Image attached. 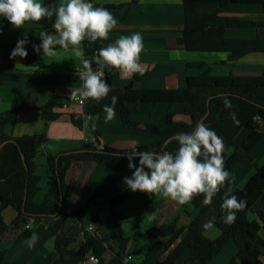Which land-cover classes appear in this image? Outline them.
<instances>
[{
	"label": "trees",
	"instance_id": "obj_1",
	"mask_svg": "<svg viewBox=\"0 0 264 264\" xmlns=\"http://www.w3.org/2000/svg\"><path fill=\"white\" fill-rule=\"evenodd\" d=\"M139 0H133V3ZM59 0H43L49 6H56ZM94 7H103L109 11L120 8L121 5L100 4L91 0ZM184 5L185 27L178 43L184 45L189 51L204 52H229L231 61H238L250 53H264V21L246 20L240 17L221 15V7L227 4L261 5L264 12V0H182ZM205 4H218L219 9L214 12L204 11ZM52 19L28 21L43 26L42 31L53 33ZM0 23H9L0 18ZM253 28L256 31L254 39H230L226 37L228 29ZM39 34L35 41L28 42L25 47L28 55L10 59V53L17 42L1 40L0 51V85L7 81H14L25 76L18 70V65L34 67L42 70L47 66L38 61V54L33 51V45L40 44ZM112 43L110 39L95 42L83 41V60H88L95 70V58L101 47ZM59 50V49H58ZM189 66L203 69L205 63H190ZM83 68V66H82ZM119 68L105 71L103 79L110 85L107 97L99 102L91 98L83 100V113L79 117L71 115L73 124L82 129L84 119L95 117L104 120L102 107L110 104L113 95L118 97L115 106L116 115L126 127L138 128L139 125L131 119V115L140 103H168L170 108L165 112L159 123H147L144 131L155 133L160 137L159 145L139 146L131 149H116L108 144L100 149L102 130L95 126L92 134L96 143H85L82 147L61 152L46 157L47 190L41 202L36 197L41 192V176L37 173V157L40 153L38 138L35 136L11 137L6 134L4 119L9 114L27 113L37 111L44 121L58 120L62 113L57 111L64 106L60 98L53 95L50 100L41 105L28 98L21 104L3 115L0 124V240L9 230V225L4 220V212L12 208L16 217L11 223L12 228H19L30 222H38L43 218L53 219L49 227L50 236L54 238L56 258L53 264H80L86 261L91 254L99 258L100 264H125L124 257L128 255L127 248L131 239L140 240L143 235L149 245L144 253L136 255L142 257L141 264H209L229 242L237 247V254L227 264H264V165L257 167L256 173L242 189L236 188L229 180L213 197L210 205H203V194L195 196L192 205L196 215L186 225H180L179 218L169 223H163L145 230L144 233L136 232L132 238L125 235L122 221L125 216L118 212L113 204V186L116 177L128 168V157L133 149L153 150L157 152H175L178 143L174 137L178 133H190L198 122H203L213 129L218 136L223 137L224 151L222 153L225 167L229 173L246 157L262 139L259 121H264V103L256 99L259 91L264 90V71L260 75H213L210 70H205L198 75L189 76L187 85L179 89H136L135 82L150 75V73L137 72L131 81L122 88H116L113 75ZM224 97L231 102V108L226 109ZM71 101V99H66ZM184 105V114L191 119L190 123L179 122L174 119L172 105ZM236 114L239 125H235L229 115ZM244 129L250 130L246 140L237 144L236 136ZM233 152L229 154L230 149ZM24 155V159H23ZM96 162L108 167V174L99 183L89 200L82 206L68 212L67 202L72 196L73 189L67 181L68 171L76 162ZM138 166V158L134 159ZM231 194L238 199L246 201V207L237 213L236 221L227 225L221 220L224 210L221 208L222 199L228 188ZM146 208L149 205V194L145 193ZM105 199L110 205L114 220L112 235L118 242V250L114 251L109 243V238L99 236L98 230L102 227V219L98 213L91 217L95 233L90 234L84 230L85 242L76 247L75 238L70 236L74 227L82 221L92 209L99 208V200ZM250 214L254 217L250 218ZM215 217L214 227L221 231L217 239H210L205 235L202 225ZM33 230L26 229L19 241L31 237ZM170 236L163 242L162 237ZM179 241V242H178ZM113 251L114 255L106 261L105 255ZM189 252L188 258L179 263L184 253ZM0 264L5 262L4 251L0 247ZM129 264H136L133 261Z\"/></svg>",
	"mask_w": 264,
	"mask_h": 264
},
{
	"label": "crops",
	"instance_id": "obj_2",
	"mask_svg": "<svg viewBox=\"0 0 264 264\" xmlns=\"http://www.w3.org/2000/svg\"><path fill=\"white\" fill-rule=\"evenodd\" d=\"M100 4L121 5L120 8L111 10L117 23L109 32L108 39L112 43L121 36H131L139 33L143 40V50L139 56L140 71L150 73L135 82L136 89H179L187 85L189 76L198 75L205 70H210L213 75H260L264 71V53H250L238 61H231L229 52H204L189 51L184 45L178 43L185 27L184 5L182 0H94ZM202 9L214 12L219 9L218 4H205ZM221 15L240 17L246 20L264 21V12L261 5L227 4L221 7ZM43 26L36 23H24L20 28L10 23H0V42L7 40L17 42L27 39L28 42L36 40ZM54 33V32H53ZM226 37L230 39H254L256 31L253 28L228 29ZM82 56L75 57L71 51L58 50L56 57L43 56L42 51L38 54V61L47 67L39 70L34 67L18 65V70L25 74L22 78L7 81L0 85V124L5 112L17 108L23 99L36 101L41 105L46 104L55 95L64 103L57 111L62 116L52 122L44 121L40 112L9 114L4 119L5 131L8 136L22 137L35 136L38 138L40 155L37 157V173L41 176V192L36 197L38 202L44 198L47 190L46 157L61 152L82 147L85 143H96L93 137V127L98 126L102 130V140L116 149H131L139 146L155 147L160 143V137L155 133L145 132L143 129L149 123H159L170 108L168 103H140L131 115V119L139 127H126L119 118L110 121H101L95 117L84 119L82 129L76 127L71 119L75 114L79 117L83 113V107L77 102L79 89L83 81L79 79V72L83 66V41L80 45ZM2 59L0 51V60ZM203 62V69L189 66L190 63ZM133 77L118 69L114 72L113 83L116 88L127 85ZM262 96V97H261ZM66 99H71L69 104ZM259 102L264 103V90L256 96ZM66 104V105H65ZM174 119L179 122L190 123L191 119L184 114V105L177 103L172 105ZM262 139L250 152V157L244 158L230 173L229 180L233 185L242 189L256 173L257 167L264 165V121H259ZM251 131L244 129L235 138L237 144L243 143ZM135 142V143H133ZM233 152L230 149L229 154ZM109 169L104 164L96 162H76L68 171L67 181L73 192L67 202L68 212L84 205L97 189L99 183L108 174ZM132 170L127 169L120 173L113 186V204L115 209L123 213L125 218L122 227L126 234L129 229L133 237L136 232L144 233L146 229L169 223L179 218L180 225H186L196 215L192 201L181 205L159 195L149 194V205L146 208L145 193L131 192L126 188L123 181L125 177H131ZM98 213L102 219V227L98 230L99 236L110 237V245L114 251L118 250V242L112 235L114 220L111 215L110 205L107 200H99V208L92 209L88 215L80 221L70 233L75 238L74 246L84 244V230L90 234L96 231L89 230L91 217ZM16 217L12 208L4 212L5 222L11 223ZM254 217L252 216V219ZM107 219V220H106ZM51 218H43L38 222H30L19 228L11 229L0 240V247L5 254V262L9 264H53L56 258L54 238L50 236L49 227L53 223ZM107 222V227L105 224ZM79 228V229H78ZM33 230L35 240L29 244V238L19 241V236L26 230ZM205 235L214 240L221 235V231L213 227L205 230ZM31 236V237H32ZM264 237V235H262ZM170 236L162 237L163 242L168 241ZM136 240L131 239L127 253L134 255L144 253L149 245L147 238L138 240L140 248L135 252L129 248ZM179 242V241H178ZM237 254V247L229 242L225 248L209 264H227ZM264 254V252H263ZM114 255L108 251L105 255L109 261ZM189 252L183 254L180 261H185ZM264 261V255L262 257ZM182 263V262H181ZM80 264H86L85 262ZM238 264H243L238 262Z\"/></svg>",
	"mask_w": 264,
	"mask_h": 264
},
{
	"label": "clouds",
	"instance_id": "obj_3",
	"mask_svg": "<svg viewBox=\"0 0 264 264\" xmlns=\"http://www.w3.org/2000/svg\"><path fill=\"white\" fill-rule=\"evenodd\" d=\"M54 33L41 31L40 44L33 45V51L43 56L56 57L58 49L71 51L75 57H81V42L107 40L109 32L117 21L112 13L103 7H94L91 0H59L56 6H49L43 0H0V18L6 19L12 26L20 28L25 22L52 19ZM27 39H20L10 53V59H23L28 55L25 45ZM143 50V40L139 33L121 36L115 43L101 47L95 58L96 69L88 60H83L79 79L83 81L79 95L87 100L99 102L107 97L111 88L103 79L104 72L119 68L131 75L140 71L139 56ZM118 97L113 95L110 104L102 107L105 122L112 120ZM226 109L231 108L227 97L223 100ZM233 123L239 125L234 112L229 113ZM174 140L178 143L175 152H157L153 150L133 149L128 157L131 177L124 178L126 188L135 193H147L170 198L184 205L199 194H203V205H210L213 197L229 178L222 153L223 137L198 122L190 133H178ZM135 143V142H133ZM138 158V166L134 159ZM246 207V201L231 194V188L225 192L221 208L224 214L221 220L231 225L237 219V213ZM215 217L202 225L204 230L212 229ZM35 235L29 238V244Z\"/></svg>",
	"mask_w": 264,
	"mask_h": 264
},
{
	"label": "rangeland",
	"instance_id": "obj_4",
	"mask_svg": "<svg viewBox=\"0 0 264 264\" xmlns=\"http://www.w3.org/2000/svg\"><path fill=\"white\" fill-rule=\"evenodd\" d=\"M262 97V96H261ZM68 104H69V102L68 101H66ZM78 102V101H77ZM66 105V104H65ZM250 218H252V215L250 214ZM5 220V219H4ZM107 220V219H106ZM7 223V222H6ZM12 223V222H11ZM11 223H7L8 225H9V230L7 231V233L11 230V229H13L12 228V226H11ZM93 226H94V224L93 223H91ZM105 227H107V222H106V224H105ZM79 229V228H78ZM6 233V234H7ZM126 234H131L130 233V231H129V229H127V231H126ZM125 234V235H126ZM262 235H264V231H262ZM127 237H129V236H127ZM109 238V243L112 241L111 240V238L110 237H108ZM131 238V237H130ZM131 242V241H130ZM131 250H132V252H135L136 250H138V248H140V246H139V242H133V243H131V245H130V247H129ZM138 254V253H137ZM134 256V258H133V262L134 263H136V264H141V261H142V257L141 256H138V255H136V254H134L133 255ZM181 262H183V261H180V263Z\"/></svg>",
	"mask_w": 264,
	"mask_h": 264
},
{
	"label": "built area",
	"instance_id": "obj_5",
	"mask_svg": "<svg viewBox=\"0 0 264 264\" xmlns=\"http://www.w3.org/2000/svg\"><path fill=\"white\" fill-rule=\"evenodd\" d=\"M78 101L79 104L83 105V100L82 98H77L76 99ZM94 228V226L92 224H90L89 230H92ZM134 256L131 254H128L126 257H124V263L125 264H129L130 262L133 261ZM86 264H100V260L98 257H96L95 255L91 254L87 257Z\"/></svg>",
	"mask_w": 264,
	"mask_h": 264
},
{
	"label": "water",
	"instance_id": "obj_6",
	"mask_svg": "<svg viewBox=\"0 0 264 264\" xmlns=\"http://www.w3.org/2000/svg\"><path fill=\"white\" fill-rule=\"evenodd\" d=\"M104 147V142H103V140H101V143H100V149H102ZM25 157H24V155H23V159H24Z\"/></svg>",
	"mask_w": 264,
	"mask_h": 264
}]
</instances>
